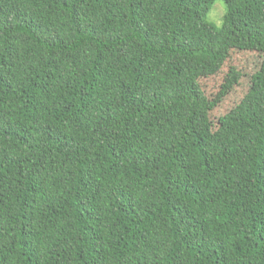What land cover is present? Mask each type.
I'll return each mask as SVG.
<instances>
[{"label": "trees", "instance_id": "16d2710c", "mask_svg": "<svg viewBox=\"0 0 264 264\" xmlns=\"http://www.w3.org/2000/svg\"><path fill=\"white\" fill-rule=\"evenodd\" d=\"M216 1L0 0V264H264V103L236 159L246 76L199 83L264 55V0Z\"/></svg>", "mask_w": 264, "mask_h": 264}, {"label": "rangeland", "instance_id": "374dc122", "mask_svg": "<svg viewBox=\"0 0 264 264\" xmlns=\"http://www.w3.org/2000/svg\"><path fill=\"white\" fill-rule=\"evenodd\" d=\"M224 13L225 6L223 2L217 0L207 15V22L217 28L221 27ZM230 67L241 71L246 76L244 78L246 82L242 86H237L228 95L215 110L212 118L214 119L215 134L218 142L221 146L223 145V148L233 154L236 159H240L242 154L251 147L253 136L251 137L250 135L251 131L255 130L252 124L242 123L245 120L242 116L253 113L256 110V106L258 109L264 103V55L257 53H232L217 75L199 81L201 88L208 97H213L217 92ZM250 88L254 89V95L248 101V90ZM261 109L264 110V108ZM233 120L232 128H229L227 124L232 123ZM242 127H245L247 131H244Z\"/></svg>", "mask_w": 264, "mask_h": 264}]
</instances>
